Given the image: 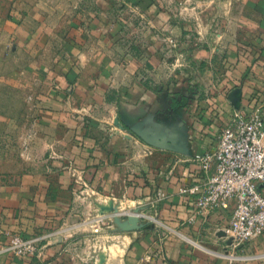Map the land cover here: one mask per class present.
Instances as JSON below:
<instances>
[{"label": "crops", "instance_id": "crops-1", "mask_svg": "<svg viewBox=\"0 0 264 264\" xmlns=\"http://www.w3.org/2000/svg\"><path fill=\"white\" fill-rule=\"evenodd\" d=\"M258 102L264 0H0V264H264V233L236 248L180 193Z\"/></svg>", "mask_w": 264, "mask_h": 264}, {"label": "built area", "instance_id": "built-area-1", "mask_svg": "<svg viewBox=\"0 0 264 264\" xmlns=\"http://www.w3.org/2000/svg\"><path fill=\"white\" fill-rule=\"evenodd\" d=\"M213 150L197 152L194 160L199 165L197 178L183 185L180 193L192 201L188 222L211 221L217 211H232L227 236L240 248L250 239L264 233V103L235 111L233 119L222 126ZM166 196L159 190L152 207ZM140 216L157 226L162 222L155 212H140ZM108 225L105 216L92 221L95 233ZM2 252L23 258L40 257L43 253L41 237L10 234Z\"/></svg>", "mask_w": 264, "mask_h": 264}, {"label": "rangeland", "instance_id": "rangeland-1", "mask_svg": "<svg viewBox=\"0 0 264 264\" xmlns=\"http://www.w3.org/2000/svg\"><path fill=\"white\" fill-rule=\"evenodd\" d=\"M222 128V127H221ZM220 128V129H221ZM9 144H10V146L9 147H11V140L9 141ZM1 161H5L6 163H11L10 161H11V159L10 158H5V159H0V162ZM242 247V246H241ZM240 247V248H241ZM107 252V251H106ZM120 253V251H119V247L118 246H116V247H112L111 248V254H112V256H114V257H116V258H118V254Z\"/></svg>", "mask_w": 264, "mask_h": 264}, {"label": "water", "instance_id": "water-1", "mask_svg": "<svg viewBox=\"0 0 264 264\" xmlns=\"http://www.w3.org/2000/svg\"><path fill=\"white\" fill-rule=\"evenodd\" d=\"M219 235H221V236H227L228 234H227V232L225 230H221L219 232ZM230 242H232V239H230Z\"/></svg>", "mask_w": 264, "mask_h": 264}]
</instances>
